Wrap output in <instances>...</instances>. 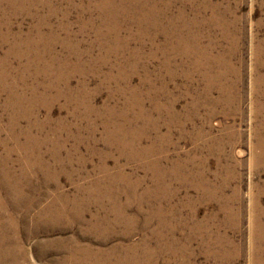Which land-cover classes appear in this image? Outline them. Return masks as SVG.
Wrapping results in <instances>:
<instances>
[{"label": "rangeland", "instance_id": "1", "mask_svg": "<svg viewBox=\"0 0 264 264\" xmlns=\"http://www.w3.org/2000/svg\"><path fill=\"white\" fill-rule=\"evenodd\" d=\"M114 2L0 0V264H55L86 245L116 249L105 264H251L254 198L264 214V0ZM189 40L203 56L175 51ZM197 58L214 61L217 82ZM133 212V229L110 221ZM149 212L161 234L145 245ZM219 236L238 253L219 254Z\"/></svg>", "mask_w": 264, "mask_h": 264}, {"label": "bare ground", "instance_id": "2", "mask_svg": "<svg viewBox=\"0 0 264 264\" xmlns=\"http://www.w3.org/2000/svg\"><path fill=\"white\" fill-rule=\"evenodd\" d=\"M115 0H113V2H114ZM109 3V2H108ZM107 3V4H108ZM115 3V2H114ZM20 4V3H19ZM106 4V3H105ZM117 4V3H116ZM140 5V4H139ZM125 6V5H124ZM108 7V6H107ZM107 7H103L104 9H107ZM117 7V6H116ZM141 8V7H140ZM149 9V8H148ZM126 10V9H125ZM92 11V10H91ZM103 11V10H102ZM144 11V10H143ZM91 13V12H90ZM142 13V12H141ZM149 13V12H148ZM151 13V12H150ZM110 14V13H109ZM115 14H118V10L117 9H115V13L113 14V15H111V16H113L112 18H113V20L115 21ZM130 14V13H129ZM117 16V15H116ZM142 16H144V15H142ZM148 20H149V18H148ZM152 20V19H151ZM155 20V19H154ZM107 21H109V19L107 20ZM168 21V20H167ZM170 21V20H169ZM110 22V21H109ZM112 22V21H111ZM154 22V21H153ZM161 22V21H160ZM163 23V22H162ZM173 23V22H172ZM183 23V22H182ZM152 24V23H151ZM155 24V23H154ZM158 24V23H157ZM171 24V23H170ZM189 24V23H188ZM43 25V24H42ZM107 25V24H106ZM118 25V24H117ZM175 25V24H174ZM176 26V25H175ZM114 27H116V26H114ZM160 27V26H159ZM167 27V26H166ZM177 27V26H176ZM120 28V27H119ZM148 28V27H147ZM170 28H172V27H170ZM31 29V28H30ZM116 29H118V28H116ZM158 29V28H157ZM120 30V29H119ZM148 30V29H147ZM159 30H161V29H159ZM168 30V29H167ZM170 30H172V29H170ZM169 31V30H168ZM167 31V32H168ZM173 32L174 31H177V30H172ZM119 32V31H118ZM107 33H109V32H107ZM116 33V32H115ZM166 33V32H165ZM171 33V32H170ZM176 32H174V34H175ZM115 36V35H114ZM113 36V37H114ZM184 36V35H183ZM179 37H181V35L179 36ZM107 38V37H106ZM118 38V37H117ZM168 38H169V36H168ZM176 38H178V37H176ZM113 39V38H112ZM27 40L29 41V42H31V38H27ZM26 40V41H27ZM40 40V39H39ZM170 40V39H169ZM188 40V39H187ZM165 41V40H164ZM173 41V40H172ZM179 41V40H178ZM189 41H191L190 42V44L187 42H185L186 43V45L188 46V50H186L185 52L183 51H180L177 47L175 48V51L176 52H178L179 54H181L182 55V53L184 54V55H189L193 50H192V48L195 50V52L197 53V54H201L202 52L200 51V49H198V47L196 46V43L193 41V40H189ZM180 42V41H179ZM119 43V42H118ZM37 44V43H36ZM36 44H35V46H36ZM179 44V43H178ZM13 45V44H12ZM16 45V44H15ZM118 45V44H117ZM167 45V44H166ZM183 45V44H182ZM116 46V45H115ZM30 47V46H29ZM180 47V46H179ZM163 48V47H162ZM181 48V47H180ZM185 48H186V46H185ZM36 49V48H35ZM202 49V48H201ZM214 49V48H213ZM12 50V49H11ZM161 50H163V49H161ZM171 50H172V48H171ZM171 50H170V52H171ZM183 50V49H182ZM39 51V50H38ZM41 52V51H40ZM204 52V51H203ZM208 52V51H207ZM32 53H30L29 55H31ZM37 54H39V53H37ZM80 54V53H79ZM173 54V53H172ZM169 55V54H168ZM168 55H167V57H168ZM174 55V54H173ZM36 56V55H35ZM170 56V55H169ZM201 56H203V54H201ZM39 57V56H38ZM166 57V58H167ZM37 58V57H36ZM52 58V57H51ZM166 58H165V60H166ZM106 60V59H105ZM58 61V60H57ZM194 61V66L193 67H197L196 68V70H197V72L199 71L200 73H201V76L203 77V80H207L209 77H211V78H213V81H215V82H217L219 79H220V77L222 76V72H221V70H219V71H217V70H214L213 69V67H212V64H213V62H212V60L211 59H206V62H204V61H202V60H200V59H194L193 60ZM0 62H4L3 60H0ZM22 63V62H21ZM165 64V63H164ZM3 65V64H2ZM60 65V64H59ZM168 66L170 65L169 63L167 64ZM214 65V64H213ZM166 66V65H165ZM52 67H53V65H52ZM84 67V66H83ZM50 68V67H49ZM64 68V67H63ZM216 68V67H215ZM170 69V68H169ZM69 74V73H68ZM170 74V73H169ZM197 75V74H196ZM199 75V74H198ZM26 76V75H25ZM61 76V75H60ZM64 76V75H63ZM146 76V75H145ZM125 77V76H124ZM224 79V78H223ZM114 80V79H113ZM143 80V79H142ZM70 81V80H69ZM41 82V81H40ZM204 82V81H203ZM215 82H214V84H215ZM220 82V81H219ZM161 83V82H160ZM206 83V82H205ZM120 84V83H119ZM224 84V83H223ZM220 85V84H219ZM203 86V85H202ZM221 86V85H220ZM222 87V86H221ZM226 87V86H225ZM10 88V87H9ZM10 90V89H9ZM69 90V89H68ZM128 90V89H127ZM202 92H200V93H197V97L198 98H206L205 96H208L209 94H210V90H211V85L209 84V82H207L206 84H205V86L202 88ZM223 90V89H222ZM221 91V90H220ZM220 93V92H219ZM225 93V92H224ZM15 94V93H14ZM58 94V93H57ZM72 94V93H71ZM80 95V94H79ZM10 98V97H9ZM19 98V97H18ZM134 98V97H133ZM208 99V98H207ZM150 100V99H149ZM199 101V100H198ZM16 102V101H15ZM139 102H141L140 100H139ZM25 103V102H24ZM134 103V102H133ZM129 104H130V102L129 101H127L126 102V108H128V106H129ZM137 104V102L135 101V105ZM196 104V103H195ZM134 105V104H133ZM197 105H198V103H197ZM196 105V106H197ZM15 108V107H14ZM210 108V107H209ZM216 110V109H215ZM119 111V110H118ZM122 111H124V110H122ZM187 111V110H186ZM185 111V112H186ZM138 113H140L139 111H138ZM24 116V115H23ZM109 119V118H108ZM143 119V118H142ZM170 119V118H169ZM147 124V123H146ZM38 126V125H37ZM127 128V127H126ZM130 128V127H129ZM132 128V127H131ZM118 129V128H117ZM120 130V129H119ZM125 130V129H124ZM132 130V129H131ZM137 130L138 129H136V131L135 132H137ZM127 131V130H126ZM254 131V130H253ZM260 131V130H259ZM27 132V131H26ZM114 132V131H113ZM128 132V131H127ZM139 132V131H138ZM138 132H137V134L136 135H139L138 134ZM258 132V131H257ZM28 133V132H27ZM111 133H112V131H111ZM144 133V132H143ZM259 133V132H258ZM132 134V133H131ZM141 134V133H140ZM255 134V133H254ZM124 135V134H123ZM133 135H134V133H133ZM130 136V135H129ZM141 136V135H140ZM139 136V137H140ZM119 138V137H118ZM121 138V137H120ZM123 139V138H122ZM126 139V138H125ZM124 139V140H125ZM128 139V138H127ZM133 139V138H132ZM140 140V139H139ZM159 140V139H158ZM120 141V140H119ZM129 141V140H128ZM125 142V141H124ZM131 142V141H130ZM141 142V141H140ZM28 143V142H27ZM122 145V144H121ZM23 146V145H22ZM136 145H134V147H135ZM138 146V145H137ZM24 147V146H23ZM31 147V146H30ZM49 147V146H48ZM58 147V146H57ZM128 147V146H127ZM126 147V148H127ZM132 148V147H131ZM136 148V147H135ZM141 148V147H140ZM145 148V147H144ZM27 149V148H26ZM28 149H30V148H28ZM33 149H34V147H33ZM125 149V148H124ZM23 150V149H22ZM146 150L148 151V149L146 148ZM25 151V150H24ZM27 151V150H26ZM37 151V150H36ZM150 151V150H149ZM142 152V151H141ZM30 153V152H29ZM33 153H35V152H33ZM39 153V152H38ZM146 153V152H145ZM149 153V152H148ZM167 153H168V151H167ZM137 154V153H136ZM140 154V153H139ZM143 154V153H142ZM35 155V154H34ZM33 155V156H34ZM38 155V154H37ZM145 155V154H144ZM30 156V155H29ZM36 156V155H35ZM260 156V155H259ZM28 157V156H27ZM31 157V156H30ZM154 158V157H153ZM161 158V157H160ZM29 159V158H28ZM260 159H263V155H261V157H260ZM31 160V159H30ZM34 160V159H33ZM39 160V159H38ZM42 160V159H41ZM36 162V161H35ZM193 162V161H192ZM29 163V162H28ZM40 163V162H39ZM72 163V162H71ZM29 165H31V163L29 164ZM1 168V167H0ZM3 168V167H2ZM5 169V168H4ZM157 170H158V168H157ZM7 171V170H6ZM40 171V170H39ZM7 172H9V171H7ZM12 172V171H11ZM22 173V172H21ZM57 173H59V172H57ZM47 174V173H46ZM15 175V174H14ZM13 175V176H14ZM190 175H191V173H190ZM12 176V175H11ZM186 176H188L187 174H186ZM4 177H5V175H4ZM3 177V178H4ZM9 176H8V174H7V178H8ZM15 177V176H14ZM162 177V176H161ZM176 177V176H175ZM194 177V176H193ZM2 178V179H3ZM26 178V177H25ZM51 178H52V176H51ZM55 178V177H54ZM24 179V178H23ZM162 179V178H161ZM19 180V179H18ZM22 180V179H21ZM187 180V179H186ZM30 181V180H29ZM164 181V180H163ZM22 182V181H21ZM27 182V181H26ZM100 182V181H99ZM103 183H111V182H113V178H111L110 176H108V178H107V180H103L102 181ZM101 182V183H102ZM23 183V182H22ZM28 183V182H27ZM96 183V182H95ZM24 184V183H23ZM210 184V183H209ZM17 185V184H16ZM95 185V184H94ZM110 185V184H109ZM166 185V184H165ZM12 186V185H11ZM14 186V185H13ZM28 186V185H27ZM99 186V185H98ZM114 186V185H113ZM164 186V185H163ZM162 186V187H163ZM21 187V186H20ZM83 187V186H82ZM91 187V186H90ZM19 188V187H18ZM80 188H81V186H80ZM97 188V187H96ZM165 188V187H164ZM15 189V188H14ZM21 189H22V187H21ZM85 189V188H84ZM93 189V188H92ZM107 189V188H106ZM12 190V189H11ZM27 190V189H26ZM108 190V189H107ZM162 190V189H161ZM205 190V189H204ZM20 191V190H19ZM22 191V190H21ZM29 191V190H28ZM32 191V190H31ZM81 191H85V190H81ZM97 191V190H96ZM98 191H99V189H98ZM105 191V190H104ZM15 192V191H14ZM17 192H18V190H17ZM34 192V191H33ZM32 192V193H33ZM37 192V191H36ZM107 192V191H106ZM110 192V191H109ZM9 193V192H8ZM21 193H23V192H21ZM77 193H79V191H77ZM87 193H89V192H87ZM100 193H101V189H100ZM113 193V192H112ZM66 194V193H65ZM82 194H84V193H82ZM91 194V193H90ZM111 194V193H110ZM117 194V193H116ZM12 195V197H13V195H16L17 196V193H15V194H11ZM32 195V194H31ZM30 195V196H31ZM34 195V194H33ZM40 196H41V194H39ZM68 195V194H67ZM104 195V194H103ZM112 195V194H111ZM26 196V195H25ZM28 196V195H27ZM45 196V195H44ZM64 196V195H63ZM66 196V195H65ZM86 196H87V194H86ZM92 196V195H91ZM97 196V195H96ZM95 196V197H96ZM99 196V195H98ZM33 197V196H32ZM31 197V198H32ZM76 197V196H75ZM85 197V196H84ZM104 197V196H103ZM115 197V196H114ZM119 197H120V195H119ZM16 198V197H15ZM18 198V197H17ZM16 198V199H17ZM34 198V197H33ZM38 198V197H37ZM36 198V199H37ZM66 198V197H65ZM99 198V197H98ZM132 198H133V196H132ZM20 199V198H19ZM23 199V198H22ZM61 199V198H60ZM70 199V198H69ZM76 199V198H75ZM78 199V198H77ZM91 199V198H90ZM93 199H96V198H93ZM119 199V198H118ZM134 199V198H133ZM132 199V200H133ZM29 200V199H28ZM71 200H72V198H71ZM84 200V199H83ZM87 200V199H86ZM86 200H85V202H86ZM18 201V200H17ZM27 201V200H26ZM65 201H67V200H65ZM79 201V200H78ZM107 201V200H106ZM111 201V200H110ZM159 201V200H158ZM0 202H1V200H0ZM3 202V201H2ZM13 202V201H12ZM15 202V201H14ZM76 202V201H75ZM109 202V201H108ZM149 202V201H148ZM253 202H254V205L253 206H255V208L253 207V214L251 215V227H250V240H251V243H250V245H249V255H250V260H251V264H264V214L262 213V211H261V209H260V205H259V199L258 198H254L253 199ZM14 204V203H13ZM21 204V203H20ZM28 204V203H27ZM66 204V203H65ZM62 205V206H60L59 208H57L56 210H55V215H58L59 213H61L63 210H64V208L66 207V205ZM74 204V203H73ZM80 202L79 203H77V209H78V211L80 210ZM89 204V203H88ZM113 204V203H112ZM138 204V203H137ZM14 205H16V204H14ZM30 205V204H29ZM32 205V204H31ZM129 205V204H128ZM142 205V204H141ZM33 207V206H32ZM43 207V206H42ZM112 207V206H111ZM117 208H115V209H118V210H123L124 208L126 209V207H124L123 209H121V207H119L118 205L116 206ZM34 208V207H33ZM47 208V207H46ZM46 208H45V212H46ZM35 209V208H34ZM73 209V208H72ZM89 209H90V207H89ZM107 209V208H106ZM109 209V208H108ZM48 210V209H47ZM69 210V209H68ZM68 210H67V212H68ZM82 210V209H81ZM146 210V209H145ZM251 210H252V208H251ZM41 211V210H40ZM85 211V210H84ZM109 211H110V209H109ZM113 211V210H112ZM143 211H144V209H143ZM65 212V211H64ZM124 212H125V210H124ZM146 212V211H145ZM160 212H161V210H160ZM47 213V212H46ZM109 213V212H108ZM117 213H118V211H117ZM132 213V212H131ZM129 214L128 215V213H126V214H116L113 218H114V220H113V218L112 219H110V221H113V222H115V225L116 226H118V225H120V226H122L124 223H126L125 225H127L126 227L127 228H134L136 225H138L139 224V215L137 214V213H134L133 212V214ZM153 212H149V213H145V215L143 216V219H142V226L144 227V231H145V233H144V238L142 239V243H145V245H147V244H150V238H152V237H150V236H147V234L148 233H151V232H153L152 234H154L155 236H160V234H161V230L158 228V229H152L151 231L149 230V228H151L150 226H151V222H152V218L154 217V216H152L153 214H152ZM164 213V212H163ZM48 214H50V216H52V212H51V210H50V213H48ZM70 214V213H69ZM76 214V213H75ZM106 214H107V212H106ZM105 214V215H106ZM54 215V214H53ZM78 215V214H77ZM76 215V216H77ZM104 215V216H105ZM39 217H40V215H38ZM66 216V215H65ZM79 216V215H78ZM49 217V216H48ZM162 217V216H161ZM106 218V217H105ZM109 218V217H108ZM48 219V218H47ZM49 219H51L50 217H49ZM53 219V218H52ZM51 219V220H52ZM59 219V218H58ZM84 219V218H83ZM82 219V220H83ZM41 220V219H40ZM43 220V219H42ZM61 220V219H60ZM100 220V219H99ZM108 219H101L100 220V222H101V224H102V226L105 228L104 230H106L107 231V228H109V230L107 231V232H109V233H111L112 231H111V228H112V226H113V222L111 223ZM94 223H98V221L96 220ZM93 223V224H94ZM40 224V223H39ZM90 225H92V224H90ZM160 225V224H159ZM56 226V225H55ZM101 226V225H100ZM129 226V227H128ZM40 227V226H39ZM90 227V226H89ZM93 227H95V226H93ZM124 227V226H123ZM160 227V226H159ZM92 228V227H91ZM125 229V228H124ZM123 229V230H124ZM132 229H130V230H132ZM122 230V231H123ZM90 231H91V229H90ZM131 232V231H130ZM129 233V232H128ZM98 234V233H97ZM106 235V234H105ZM115 236V235H114ZM161 238V237H160ZM159 238V239H160ZM154 241V240H153ZM164 243V242H163ZM214 243L216 244V245H218L219 246V249L217 250V252L220 254V253H229V252H234V251H236V253H238L237 252V248L238 247H236L235 245H232V247H231V249L228 247V248H225L224 247V245H223V243H224V239H223V237H221V236H219L217 239H215V241H214ZM56 244V243H55ZM135 244H137V243H135ZM123 245V244H122ZM213 245V244H212ZM72 246V245H71ZM91 245H86V247H82V248H70L69 247V249L68 250H70L68 253V255H66V257H64L63 259H60V260H58V259H56V260H58V261H56L55 262V264H70L71 262H75V263H77V264H89V263H103V264H105V263H107V262H109L110 261V258H111V256L114 254V250L115 251H117L116 249H112L113 251H111V252H104V251H93L92 249H91V247H90ZM157 246H158V243H157ZM124 247V246H123ZM148 247V246H147ZM165 247V246H164ZM163 247V248H164ZM64 248H65V246H64ZM166 248V247H165ZM72 249V250H71ZM97 249V248H96ZM144 249V248H143ZM145 249H147V248H145ZM149 249V248H148ZM147 249V250H148ZM159 249V248H158ZM212 249V248H211ZM210 249V250H211ZM65 250H66V248H65ZM151 250V249H150ZM156 250V249H155ZM171 250V249H170ZM109 251V250H108ZM119 251V250H118ZM126 251V250H125ZM124 251V252H125ZM131 252L132 251H137L136 250V248L135 247H132V249L130 250ZM146 251V250H145ZM139 252V251H138ZM146 253V252H145ZM132 254V253H131ZM120 255V254H119ZM142 255V254H141ZM61 256H63V255H61ZM128 256V255H127ZM131 255H129V257H126L125 258V260L124 261H120V260H115V261H113L112 262V264H140V262H139V260H137V261H135L137 258H134L133 256V259L130 257ZM152 256V255H151ZM222 256V255H221ZM60 257V256H59ZM119 257V256H118ZM149 257V256H148ZM121 258V257H120ZM155 258V257H154ZM145 260V259H144ZM148 260V259H147ZM150 260V259H149ZM152 260V259H151ZM147 262V261H146ZM234 262V261H233ZM52 263H53V261H52ZM150 263H152V262H150ZM153 264V263H152Z\"/></svg>", "mask_w": 264, "mask_h": 264}]
</instances>
